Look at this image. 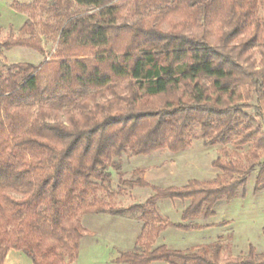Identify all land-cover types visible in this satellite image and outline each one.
Segmentation results:
<instances>
[{"label": "trees", "instance_id": "16d2710c", "mask_svg": "<svg viewBox=\"0 0 264 264\" xmlns=\"http://www.w3.org/2000/svg\"><path fill=\"white\" fill-rule=\"evenodd\" d=\"M117 1L13 0L29 19L0 49L42 54L43 34L57 50L38 65L0 66V264L9 250L32 264H72L86 234L80 216L100 213L143 222L138 250L122 252L117 263L264 264L252 247L224 260L219 243L189 252L153 248L167 226L192 227L165 221L158 200H189L187 221L212 216L256 167L257 189L264 187V0H127L133 23ZM38 12L46 18L35 21ZM196 137L223 146L213 162L221 174L210 182L158 188L139 169L122 179L114 161L177 152ZM228 144L251 147L229 151ZM109 167L121 185L154 194L128 207L103 202L97 194L109 191Z\"/></svg>", "mask_w": 264, "mask_h": 264}, {"label": "rangeland", "instance_id": "374dc122", "mask_svg": "<svg viewBox=\"0 0 264 264\" xmlns=\"http://www.w3.org/2000/svg\"><path fill=\"white\" fill-rule=\"evenodd\" d=\"M33 0H16L19 4H29ZM13 0H0V44L18 35V30L29 19L27 13L12 7ZM123 9L124 21L133 23L136 20L133 5L127 0H118ZM89 12L93 10L86 9ZM46 18L38 12L35 21ZM123 21V20H122ZM39 32V28H37ZM44 53L22 47L9 50L1 48L0 66L26 62L38 65L49 59L57 50L53 36L41 34ZM256 61L259 55L256 53ZM252 103L253 100L251 101ZM253 114L252 109H246ZM229 151L246 152L251 144L236 147L228 144ZM222 145L204 146L198 137L191 144L172 152L167 149L157 150L147 155L134 157L123 153L114 161H120L122 179L134 178L136 169L143 171V178L158 188H184L189 181L210 182L221 172L214 168L213 162L221 154ZM260 162H264V151ZM110 172L108 193L99 192L97 198L115 207H128L141 204L154 194L151 187H128L119 182V175L113 167ZM258 167L247 177L244 188L239 189L231 200L218 201L210 217H197L183 221L182 211L189 200L161 199L156 209L159 215L172 224L192 226L177 228L167 226L158 235L153 248L164 245L171 250L198 251L202 248L210 250L219 243L222 251L220 259L245 256L252 247L256 253L264 254V187L257 189ZM86 234L80 240L78 254L72 264H125L117 263L116 259L122 252L138 250L136 241L143 227L138 215L113 216L108 213L85 214L80 216ZM150 264H167L156 261Z\"/></svg>", "mask_w": 264, "mask_h": 264}, {"label": "crops", "instance_id": "0c3cea01", "mask_svg": "<svg viewBox=\"0 0 264 264\" xmlns=\"http://www.w3.org/2000/svg\"><path fill=\"white\" fill-rule=\"evenodd\" d=\"M4 264H32L30 258L20 250H9Z\"/></svg>", "mask_w": 264, "mask_h": 264}]
</instances>
